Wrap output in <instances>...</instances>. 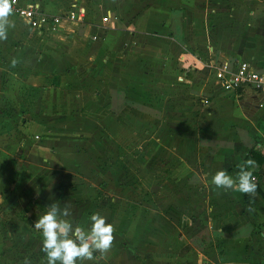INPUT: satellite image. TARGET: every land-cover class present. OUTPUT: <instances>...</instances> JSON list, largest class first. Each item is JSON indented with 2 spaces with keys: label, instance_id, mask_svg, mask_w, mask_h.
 <instances>
[{
  "label": "crops",
  "instance_id": "1",
  "mask_svg": "<svg viewBox=\"0 0 264 264\" xmlns=\"http://www.w3.org/2000/svg\"><path fill=\"white\" fill-rule=\"evenodd\" d=\"M78 5L86 13L69 32H35L13 13L28 35L16 25L0 41V98L6 84L26 89L21 138L0 134V264H43L34 221L54 202L70 205L74 226L87 229L93 213L114 226L111 250L83 264H264V90L198 97L213 77L198 61L242 57L264 77V0ZM51 34L68 41L56 47ZM251 150L255 211L247 195L211 184L219 170L235 177Z\"/></svg>",
  "mask_w": 264,
  "mask_h": 264
},
{
  "label": "clouds",
  "instance_id": "2",
  "mask_svg": "<svg viewBox=\"0 0 264 264\" xmlns=\"http://www.w3.org/2000/svg\"><path fill=\"white\" fill-rule=\"evenodd\" d=\"M13 3L14 0H0V41L6 40L9 28L14 27L10 20ZM18 62L16 58H12L11 67H15ZM256 166V162L249 158L239 165L235 177L226 170H219L211 177V184L225 192L247 195L250 198L249 211H255L251 204L258 187L253 175ZM46 208V212L34 221V228L41 236L40 251L45 254L43 264H77L78 261L83 264L85 261H92L94 253L105 255L111 250L114 226L107 223L101 214L93 213L89 218L90 226L85 229L74 226L68 219L72 215L70 205L61 207L54 202ZM22 264H31V261L25 257Z\"/></svg>",
  "mask_w": 264,
  "mask_h": 264
},
{
  "label": "built area",
  "instance_id": "3",
  "mask_svg": "<svg viewBox=\"0 0 264 264\" xmlns=\"http://www.w3.org/2000/svg\"><path fill=\"white\" fill-rule=\"evenodd\" d=\"M13 13L16 17L25 21L27 26L35 32H47L60 26L65 29L68 22L74 20L83 21L86 10L78 5L62 12H49L43 10L37 2L26 1L21 3L14 0ZM108 14H103L100 19L105 21ZM103 32V31H101ZM100 32V34H101ZM99 34L91 35L92 40H97ZM201 67H212V80L208 92H199V101L205 104L210 96L235 95L239 89L249 87L255 92L264 90V77L249 60L242 57L229 62L221 59L219 62L210 63L198 61ZM191 65V63L189 64ZM37 137V134L34 135Z\"/></svg>",
  "mask_w": 264,
  "mask_h": 264
},
{
  "label": "rangeland",
  "instance_id": "4",
  "mask_svg": "<svg viewBox=\"0 0 264 264\" xmlns=\"http://www.w3.org/2000/svg\"><path fill=\"white\" fill-rule=\"evenodd\" d=\"M35 1H37V2L39 1L40 5L41 6H44V7L46 6V2H48V3L52 4V5H50V7L54 11H64V10H66L68 8H71V7L75 6V4H77L81 0H35ZM92 3H95V5L94 4L92 5ZM98 6H99V4L96 3V2L88 3V5L86 6L88 8V11L87 12H89V14L91 12H95L97 10V7ZM10 20L13 23L15 22L14 26L19 25L22 28L21 38H23L24 36H27L28 35V33L24 30V26H23L22 23L18 24L16 20H12V16L10 17ZM73 26H74L73 25V22H68L64 26L65 27L64 31L69 32L73 28ZM99 30L105 31L103 29V27H101V26H99ZM82 31L83 30H82L81 27L79 29L78 28H75L74 29V32H76V34H82L81 33ZM84 31H85V34L82 35L79 38V39H83V41L87 38V35H86L87 34V31L86 30H84ZM94 33H97V31L94 32ZM92 34L93 33L90 34V37H91ZM50 36L56 37L59 40H63V41H60L62 43L61 44H57L56 47H61V45L64 46L63 44H66L67 41H68L66 38H64L63 35H61V36H63V38H59V36H57L56 34H51ZM50 36H48V37H50ZM96 39H97V37H96ZM42 42H44V40H38L37 39L36 40V45H35L34 48H37V47L39 48V46L42 44ZM45 43H47V42H45ZM25 90H26L25 89V86H23V84L21 82H18V85H15V86L8 85V84H6L4 86V90L3 91H4L5 95L3 96V98H0V101H1V99H3L2 102L5 104V107L3 106L4 110H1L0 111V134H2L3 136H6V134H8L9 136L16 137L17 139L19 137L21 138V135L22 134L17 129V124H18V122H20L24 118V117L21 116V112H20L19 108L22 105L21 96H22L23 92H25ZM148 90L149 91H153V89L151 88V85H149ZM12 92H14V93H12ZM11 94H13V95H11ZM155 96L156 95H154L152 97H155ZM169 96L172 97V95H169ZM152 97L149 96V98L147 100V104L154 100V98H152ZM154 101L161 102L159 100V98L158 99L156 98V100H154ZM173 101H176V100H173ZM154 129L155 128H153V129H151L150 127L148 128V130L150 131V133H154L155 132ZM10 154H13V155H16V156L17 155L18 156L21 155L20 153H18V150L17 149L16 150L14 149L13 152L10 151V153L7 155V157L5 159V161L8 163L9 166H11L12 161L14 160V158L13 159L11 158V155ZM19 167H20L19 168L20 169V172L19 173L22 176H27L29 174L28 173L29 172V166L28 165L21 163L19 165ZM33 169H35V168H33ZM11 173L12 172L9 170L8 171V174H7V177L8 176L10 177ZM25 193L27 195V192H25ZM14 213H18L20 216L24 214L21 209L18 210V211H16V212H14ZM39 246L41 247V245H39ZM22 247L25 248L26 245H23ZM21 254H22V252H21ZM26 256H27V253H26Z\"/></svg>",
  "mask_w": 264,
  "mask_h": 264
},
{
  "label": "trees",
  "instance_id": "5",
  "mask_svg": "<svg viewBox=\"0 0 264 264\" xmlns=\"http://www.w3.org/2000/svg\"><path fill=\"white\" fill-rule=\"evenodd\" d=\"M251 153V154H250ZM254 153H256V152H254V151H250L249 152V155H248V153L245 155V159H249L250 157H252V156H254L253 154ZM262 159V156L260 155L259 157H257V161H260ZM257 189H258V187H257Z\"/></svg>",
  "mask_w": 264,
  "mask_h": 264
}]
</instances>
